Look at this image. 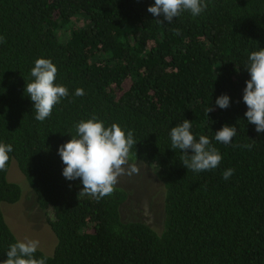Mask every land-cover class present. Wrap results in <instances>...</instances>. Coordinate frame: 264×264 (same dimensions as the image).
<instances>
[{
	"label": "trees",
	"instance_id": "obj_1",
	"mask_svg": "<svg viewBox=\"0 0 264 264\" xmlns=\"http://www.w3.org/2000/svg\"><path fill=\"white\" fill-rule=\"evenodd\" d=\"M206 2L201 15L169 24L148 13L154 0H0V141L14 149L0 170V259L18 240L2 209L22 197L8 179L15 160L50 212L56 248L36 253L48 264H264V134L246 121L242 99L247 58L264 48V0ZM41 57L69 90L43 122L25 94ZM222 94L228 109L215 105ZM93 116L133 130L129 160L154 167L165 187L163 232L124 221L123 188L98 199L63 177L58 148ZM184 119L197 138H212L216 169L188 170L171 149L170 130ZM226 124L238 128L227 145L214 140Z\"/></svg>",
	"mask_w": 264,
	"mask_h": 264
},
{
	"label": "clouds",
	"instance_id": "obj_2",
	"mask_svg": "<svg viewBox=\"0 0 264 264\" xmlns=\"http://www.w3.org/2000/svg\"><path fill=\"white\" fill-rule=\"evenodd\" d=\"M207 8L206 0H154L147 11L161 23H171L183 12H189L193 17L201 15ZM3 37H0V42ZM250 79L243 89V103L247 107L245 112L248 124L256 126V132L264 134V48L252 51L245 66ZM58 68L49 58H38L31 68L30 82L26 81L25 94L33 102L34 118L45 121L52 114L55 105L69 95L67 86L56 83ZM76 96L84 95L83 88H77ZM231 96L222 94L215 100L220 109L231 106ZM214 110L208 106L207 114ZM192 121L183 122L172 127L169 133L171 149L182 153L183 165L193 172H203L216 169L222 160L221 153L213 146L212 138L193 134ZM236 125H224L214 131V140L225 145L232 144L237 135ZM71 134V133H70ZM134 132L119 123L107 126L103 120L93 116L81 120L75 125V134L71 139L58 148L64 168L63 177L68 181L80 180L82 190L86 193L103 198L113 192L118 177L124 174H138L137 164H129V154L133 146L137 145ZM251 148V145H245ZM13 146L0 141V170L10 159ZM191 150V154H189ZM233 169L222 173L225 180L233 175ZM40 247L37 239L26 238L17 240L6 251L7 259H0V264H48V256H36Z\"/></svg>",
	"mask_w": 264,
	"mask_h": 264
},
{
	"label": "rangeland",
	"instance_id": "obj_3",
	"mask_svg": "<svg viewBox=\"0 0 264 264\" xmlns=\"http://www.w3.org/2000/svg\"><path fill=\"white\" fill-rule=\"evenodd\" d=\"M75 22L82 23L79 19ZM129 164H137L140 170L138 174L133 175H128L125 171L118 177L116 185L126 190L130 196L122 207L121 216L125 222L143 221L161 233L165 228V187L157 177L154 167L130 160ZM8 179L22 189L19 202L2 205L8 225L18 240L37 239L40 241L38 250L52 255L57 245V238L49 224L50 212L39 207L35 192L15 160L11 163Z\"/></svg>",
	"mask_w": 264,
	"mask_h": 264
}]
</instances>
